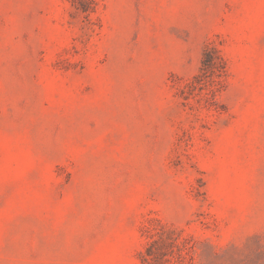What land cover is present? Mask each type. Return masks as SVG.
Segmentation results:
<instances>
[{
	"label": "rangeland",
	"instance_id": "374dc122",
	"mask_svg": "<svg viewBox=\"0 0 264 264\" xmlns=\"http://www.w3.org/2000/svg\"><path fill=\"white\" fill-rule=\"evenodd\" d=\"M0 264H264V0H0Z\"/></svg>",
	"mask_w": 264,
	"mask_h": 264
}]
</instances>
